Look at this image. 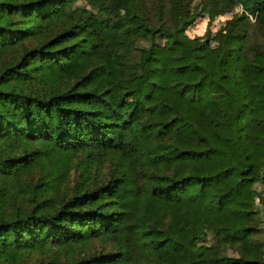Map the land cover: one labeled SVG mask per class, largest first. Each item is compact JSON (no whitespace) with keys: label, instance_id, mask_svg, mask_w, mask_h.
Masks as SVG:
<instances>
[{"label":"trees","instance_id":"obj_1","mask_svg":"<svg viewBox=\"0 0 264 264\" xmlns=\"http://www.w3.org/2000/svg\"><path fill=\"white\" fill-rule=\"evenodd\" d=\"M193 1L0 0V264H264V0Z\"/></svg>","mask_w":264,"mask_h":264},{"label":"rangeland","instance_id":"obj_2","mask_svg":"<svg viewBox=\"0 0 264 264\" xmlns=\"http://www.w3.org/2000/svg\"><path fill=\"white\" fill-rule=\"evenodd\" d=\"M196 2L197 0H194L193 4H196ZM225 19L226 18H223L222 16H218L209 22L206 15H204L203 17L200 16L193 24L188 27L186 32L198 39H203L207 37L208 32L206 30L208 29L211 41L212 43H215L218 29Z\"/></svg>","mask_w":264,"mask_h":264}]
</instances>
